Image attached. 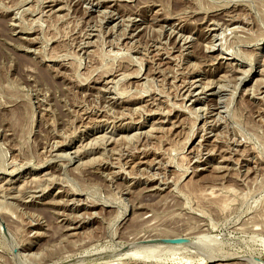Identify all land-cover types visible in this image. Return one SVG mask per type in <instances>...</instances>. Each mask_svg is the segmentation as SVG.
I'll use <instances>...</instances> for the list:
<instances>
[{
    "label": "rangeland",
    "instance_id": "374dc122",
    "mask_svg": "<svg viewBox=\"0 0 264 264\" xmlns=\"http://www.w3.org/2000/svg\"><path fill=\"white\" fill-rule=\"evenodd\" d=\"M0 218V264H264V0H0Z\"/></svg>",
    "mask_w": 264,
    "mask_h": 264
},
{
    "label": "bare ground",
    "instance_id": "6f19581e",
    "mask_svg": "<svg viewBox=\"0 0 264 264\" xmlns=\"http://www.w3.org/2000/svg\"><path fill=\"white\" fill-rule=\"evenodd\" d=\"M232 16H233V15H232ZM224 17H225V16H224ZM217 18H218V17H217ZM46 21H47V20H46ZM223 21H224V20H223ZM227 21H228V20H227ZM238 21H239V20H238ZM36 22H37V21H36ZM227 23H229L228 26H229V25L231 26L232 24H235V21L231 18V20H229ZM213 28H214V27H213ZM215 30H217V29H215ZM155 32H156V31H155ZM170 33H171V32H170ZM83 40H84V39H83ZM223 52H224V51H223ZM242 77H243V76H242ZM110 84H111V83H110ZM208 85H209V84H208ZM135 88H136V87H135ZM104 92H105V91H104ZM228 104H229V103H228ZM226 107H227V106H226ZM160 108H161V107H160ZM183 108H184V107H183ZM194 112H195V111H194ZM145 136H146V135H145ZM96 142H97V141H96ZM229 149H230V148H229ZM77 152H78V151H77ZM223 156H224V155H223ZM230 158H231V157H230ZM92 161H93V160H92ZM220 162H222V160H221ZM36 186H37V185H36ZM28 187H29V186H28ZM155 188H156V187H155ZM157 188H158V187H157ZM228 188H229V187H228ZM157 190H158V189H157ZM226 190H231V189H226ZM192 191H193V190H192ZM194 192L196 193L195 189H194ZM194 192H192V193H194ZM205 192L209 193V191H205ZM205 192H204V193H205ZM217 193H218L217 190L215 191V189H211V191H210V195H209V194H206V193H205V194L208 195V196L216 195V198H218V197H217ZM227 193H228V192H227ZM193 195H194V194H193ZM200 195H201V194H200ZM195 196H196V195H195ZM203 196H204V194H203ZM44 198H45V197H44ZM212 198H213V197H212ZM208 199H210V198H208ZM225 201H226V200H225ZM141 202H142V201H141ZM214 203L217 204V206H219V207L222 206V204H224V202H223L222 200H217V201H215ZM219 203H220L221 205H220ZM212 204H213V203H212ZM51 205H52V204H51ZM112 211H113V210H112ZM2 213H3V212H2ZM7 213H8V212H7ZM7 213H6V214H7ZM112 213H113V212H112ZM7 215H8V214H7ZM106 215H107V214H106ZM114 217H115V216H114ZM1 218H2V216H1ZM1 218H0V219H1ZM93 218H94V217H93ZM121 218H122V217H121ZM140 218H141V217H139V219H140ZM2 220H3V218H2ZM148 221H149V220H148ZM6 222H7V221H6ZM138 222H140V220H139ZM144 222H145V221H144ZM140 223H141V222H140ZM147 223H148V222H147ZM6 224H7V223H6ZM146 225H147V224H146ZM150 225H151V224H150ZM17 226H18V225H17ZM151 226H152V225H151ZM11 227H12V226H11ZM135 228H136V227H135ZM154 228H155V227H154ZM17 229H18V228H17ZM78 229H79L78 226H77V227H74V228H71V229H66V231H64V232L66 233L65 236H67V238H71V239H74V238L77 239V240L82 239V238L79 237L81 233H77V230H78ZM81 229H82V228H81ZM81 229H80V230H81ZM97 229H98V228H97ZM99 229H100V228H99ZM8 230H10V229H8ZM15 230H16V229H15ZM103 230H104V229H103ZM124 230H125V229H124ZM128 230H129V231H132V232L134 233L133 230H131V229H128ZM128 230H127V231H128ZM155 230H156V229H155ZM16 232H17V231H16ZM17 233H18V232H17ZM91 233H93V232H91ZM96 233H97V232H96ZM122 233H123V232H122ZM126 233H129V232H126ZM130 233H131V232H130ZM130 233H129V234H130ZM136 233H137V232H136ZM155 233H156V232H155ZM131 234H132V233H131ZM137 234H138V233H137ZM148 234H149V233H148ZM157 234H158V233H157ZM164 234H165V233H164ZM186 234H187V233H186ZM86 235H87V234H86ZM101 235H102V234H101ZM150 235H151V234H150ZM153 235H154V234H153ZM183 235H184V233H183ZM190 235H191V234H190ZM96 236H97V235H96ZM125 236H127V235H125ZM131 236H135V234H134V235H131ZM139 236H140V235H139ZM139 236H138V237H139ZM143 236H144V235H143ZM143 236H142V237H143ZM157 236H158V235H157ZM166 236H167V235H166ZM166 236H165V237H166ZM168 236H169V235H168ZM177 236H178V235H177ZM180 236H181V234L179 235V237H180ZM186 236H187V235H185V238L189 237V236H187V237H186ZM52 237H53V236H52ZM91 237H92V236H89V238L91 239L90 241H93ZM94 237H95V236H94ZM99 237H100V236H99ZM122 237H123V236H122ZM138 237H137V238H138ZM140 237H141V236H140ZM140 237H139V238H140ZM149 237H150V236H149ZM160 237H161V235H160ZM89 238H88V240H89ZM95 238H97V237H95ZM95 238H93V239H95ZM100 238H101V237H100ZM127 238H128V237H127ZM146 238H147V237H146ZM146 238H143V239H146ZM168 238H169V237H168ZM170 238H171V237H170ZM193 238H194V237H193ZM205 238H206V237H205ZM97 239H98V238H97ZM122 239H123V238H122ZM141 239H142V238H141ZM148 239H149V238H148ZM153 239H154V237H153ZM158 239H159V237H158ZM163 239H164V238H163ZM178 239H179V238H178ZM183 239H184V238H183ZM194 239H195V238H194ZM199 239H200V238H199ZM207 239H208V238H207ZM77 240L75 241V246H76V247H77V245H78V244L76 245V242H78ZM98 240H99V239H98ZM124 240H125V239H124ZM138 240H140V239H138ZM138 240H136V242H137ZM150 240H151V237H150ZM154 240H155V239H154ZM180 240H181V239H180ZM184 240H185V239H184ZM186 240H187V239H186ZM73 241H74V240H73ZM80 241H81V240H80ZM80 241H79V242H80ZM127 241H128V240H127ZM144 241H145V240H144ZM146 241H148V240H146ZM187 241H188V240H187ZM67 242H68V241H67ZM83 242H84V241H83ZM87 242H89V241H87ZM87 242H86V243H87ZM133 242H135V240H134ZM142 242H143V241H142ZM84 243H85V242H84ZM84 243H83V244H84ZM86 243H85V244H86ZM89 243H90V242H89ZM91 243H92V242H91ZM206 243H207V242H206ZM68 244H69V243H68ZM68 244H67V245H68ZM73 244H74V243H73ZM83 244L81 243V245H83ZM85 244H84V245H85ZM79 245H80V244H79ZM81 245H80V246H81ZM87 245H89V244H87ZM90 245H91V244H90ZM203 245H204V244H203ZM203 245H202V246H203ZM71 246H72V245H71ZM75 246H74V247H75ZM189 246H190V245H189ZM200 246H201V245H200ZM57 247H58V246H57ZM87 247H88V246H87ZM87 247L85 246V248H87ZM69 248H70V246H69ZM78 248L80 249V248H82V246H81V247H78ZM78 248H76V250H77ZM123 248H124V247H123ZM201 248H202V247H201ZM72 249H73V248H72ZM74 249H75V248H74ZM79 249H78V250H79ZM204 249H205V248H204ZM81 250H82V249H81ZM81 250H80V251H81ZM83 250H84V249H83ZM72 251H75V250H72ZM72 251H71V254H70V255H69V254H68V255L66 254V256H65L64 258H62V259L60 258L59 260L57 259L58 261H56V262H55V261L52 262V260H53V259H52L51 262H50L49 264H77L78 261L82 258V257H80V256H82V254H79L80 251L78 252V254H76L77 252H75V253L73 252V254H72ZM84 251H85V250H84ZM65 252H66V251H65ZM68 252H69V251H68ZM85 252H86V251H85ZM47 253H48V252H47ZM81 253H82V251H81ZM62 254H63V253H62ZM83 254H84V253H83ZM52 255H53V254H52ZM59 256H60V255H59ZM92 256H93V255H92ZM123 256H125V255H123ZM198 256H199V255H198ZM48 257H49V256H48ZM74 257H76V260L74 259ZM83 257H84V256H83ZM117 257H118V256H117ZM120 257H121V256H120ZM213 258H214V257H213ZM48 259H49V258H48ZM211 259H212V258H211ZM49 260H50V259H49ZM81 260H83V259H81ZM131 260L133 261L134 259H131ZM136 260H138V259H136ZM230 260H231V259H230ZM223 261H224V260H223ZM79 262H80V261H79ZM45 263H46V262H45ZM126 264H127V263H126ZM132 264H133V263H132ZM135 264H136V263H135Z\"/></svg>",
    "mask_w": 264,
    "mask_h": 264
},
{
    "label": "water",
    "instance_id": "95a60500",
    "mask_svg": "<svg viewBox=\"0 0 264 264\" xmlns=\"http://www.w3.org/2000/svg\"><path fill=\"white\" fill-rule=\"evenodd\" d=\"M168 242L171 243V244H175V243L178 242V240H173V239H171V240H168Z\"/></svg>",
    "mask_w": 264,
    "mask_h": 264
}]
</instances>
